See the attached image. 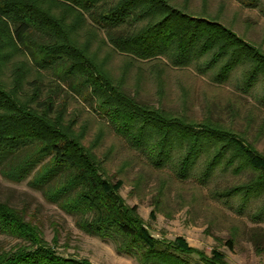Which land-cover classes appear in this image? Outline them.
I'll use <instances>...</instances> for the list:
<instances>
[{
  "label": "trees",
  "instance_id": "obj_1",
  "mask_svg": "<svg viewBox=\"0 0 264 264\" xmlns=\"http://www.w3.org/2000/svg\"><path fill=\"white\" fill-rule=\"evenodd\" d=\"M261 1L241 0L250 7ZM191 2L0 0L1 178L28 181L47 203L72 216L78 229L111 241L119 255L138 264L228 262L221 251L207 256L183 237L154 238L137 208L121 198L123 181L110 179L97 158L102 138L85 145L87 128L76 130L74 120L66 121L67 106L58 104L56 87L45 96L41 78L27 79L33 72H53L95 106L116 136L148 164L171 167L180 182L193 180L239 215L252 210L250 221L262 224L264 156L245 134L211 115L197 120L190 109L176 113L169 104L172 72L190 69L212 85H231L264 108V49L217 16L193 11ZM105 48L109 55L103 59L127 62L129 70L118 81L100 61ZM134 69L138 75L132 86L127 75ZM141 89L157 102H141ZM179 90L182 107L190 108V92ZM244 173L250 176L240 184L217 185ZM31 208L26 201L17 207L0 198V236L16 242L0 249V264H92L61 256L55 237L53 244L47 242ZM232 244L227 242L229 248Z\"/></svg>",
  "mask_w": 264,
  "mask_h": 264
},
{
  "label": "rangeland",
  "instance_id": "obj_2",
  "mask_svg": "<svg viewBox=\"0 0 264 264\" xmlns=\"http://www.w3.org/2000/svg\"><path fill=\"white\" fill-rule=\"evenodd\" d=\"M191 9L217 16L238 35L264 49V0L256 7L247 6L241 0H192ZM107 55L109 53L105 48L101 51L100 61L108 63L112 76L118 81L120 75L129 70L127 62L116 57L103 59ZM172 73L175 77L171 78L170 83L174 89L169 104L170 111L177 113L190 109L189 115L197 120L211 115L214 120L245 134L264 156L262 105L237 92L231 85H212L190 69L187 72ZM137 75L136 69L129 72L128 85H136ZM37 77L42 80L40 86L45 96L50 93L48 89L56 87L58 104L65 103L67 106L66 121L74 120L76 130L87 128L85 145L90 146L98 137L102 138L95 151L97 158L103 162L102 166L110 179L123 181L121 198L129 207L137 208L138 215L154 238L171 241L176 237H183L190 246L203 251L207 256H211L212 250L221 251L228 264H264V223L256 225L250 221L252 210L239 215L235 210L226 208L209 197L208 190L200 188L193 180L180 182L173 175L171 167L155 168L148 164L116 136L104 118L93 109L95 106H90L86 100L75 95L74 90L69 88V83L58 80L53 72H33L27 80L31 82ZM179 87H185L190 92V108L182 107ZM141 88L144 90L143 84ZM142 89L141 102H157L151 97H144L149 90ZM258 131L262 136H259ZM248 176L249 173L240 177L229 176L221 182L222 185H217L240 184ZM212 187H215V183ZM0 198H9L17 207L23 201L30 203L45 239L53 244L55 237V249L61 256L88 260L92 264H138L131 257L119 255L111 241L90 236L78 229L72 216L47 203L41 193L28 187V181L13 184L0 176ZM256 206L257 204L253 205L251 209ZM152 213L154 217L151 216ZM229 240L233 242L232 248L227 245ZM15 244L14 240L0 236V249L8 250Z\"/></svg>",
  "mask_w": 264,
  "mask_h": 264
}]
</instances>
